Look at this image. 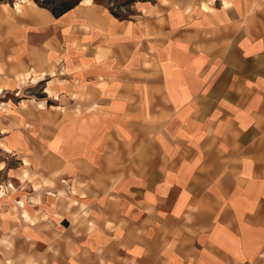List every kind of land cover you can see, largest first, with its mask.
I'll use <instances>...</instances> for the list:
<instances>
[{
  "label": "crops",
  "instance_id": "obj_1",
  "mask_svg": "<svg viewBox=\"0 0 264 264\" xmlns=\"http://www.w3.org/2000/svg\"><path fill=\"white\" fill-rule=\"evenodd\" d=\"M0 11L44 77L1 108L4 264H264V0Z\"/></svg>",
  "mask_w": 264,
  "mask_h": 264
},
{
  "label": "rangeland",
  "instance_id": "obj_2",
  "mask_svg": "<svg viewBox=\"0 0 264 264\" xmlns=\"http://www.w3.org/2000/svg\"><path fill=\"white\" fill-rule=\"evenodd\" d=\"M78 0H38L39 4L48 7V8H57L59 5L64 2H75ZM97 2L108 5L113 12L121 14L122 16H127L131 10V6L136 1L142 0H96ZM13 0H0V4H10L12 5ZM23 9H19L21 11ZM12 12V11H11ZM24 14V13H23ZM12 19L4 14L3 11H0V94L3 93V89L7 85L6 82L11 79H18V87L16 90L6 91L5 94L0 97V115H5L3 111L9 107L10 113L13 115L12 118L16 119L20 117L19 115V106L21 101L26 99H32L30 97H41L44 91L43 84L40 83L43 80V76L33 77L29 73L23 77L20 74L18 67L22 62L14 58L15 47L13 46V41L11 39V24ZM32 76V77H31ZM23 77V78H21ZM29 83V84H28ZM40 83V84H39ZM24 86V88L22 87ZM23 88V89H22ZM8 103V104H7ZM5 133L4 131H2ZM14 133V130H12ZM3 137V134L0 133V138ZM5 147V146H4ZM9 150L7 147H5ZM2 190V189H1ZM12 260H8L11 264ZM25 264H30L31 260H25ZM6 263L5 259H0V264Z\"/></svg>",
  "mask_w": 264,
  "mask_h": 264
},
{
  "label": "trees",
  "instance_id": "obj_3",
  "mask_svg": "<svg viewBox=\"0 0 264 264\" xmlns=\"http://www.w3.org/2000/svg\"><path fill=\"white\" fill-rule=\"evenodd\" d=\"M36 3L43 7V8H47L49 9L52 14L55 16V17H60L62 16L63 14H65L66 12L70 11L71 9H73L76 5H78L79 3V0L78 1H75V2H64L63 4L59 5L57 8H48V7H45L41 4H39L38 0H35ZM96 1V0H95ZM115 14V16L119 17L120 15L117 14V12H113Z\"/></svg>",
  "mask_w": 264,
  "mask_h": 264
},
{
  "label": "bare ground",
  "instance_id": "obj_4",
  "mask_svg": "<svg viewBox=\"0 0 264 264\" xmlns=\"http://www.w3.org/2000/svg\"><path fill=\"white\" fill-rule=\"evenodd\" d=\"M88 2H91V1H88ZM31 5H32V4H31ZM24 77H25V76H24ZM0 92H1V89H0ZM48 92H49L50 94H52V92H51L50 90H49Z\"/></svg>",
  "mask_w": 264,
  "mask_h": 264
}]
</instances>
